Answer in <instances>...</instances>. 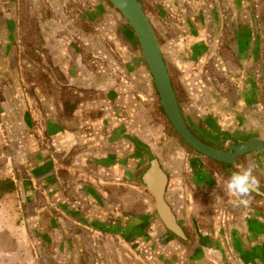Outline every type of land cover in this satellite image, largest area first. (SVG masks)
<instances>
[{
    "label": "crops",
    "instance_id": "obj_1",
    "mask_svg": "<svg viewBox=\"0 0 264 264\" xmlns=\"http://www.w3.org/2000/svg\"><path fill=\"white\" fill-rule=\"evenodd\" d=\"M20 1L15 22L8 0L0 2L14 49L0 75V264H246L264 239V154L237 160L238 171L254 165L263 184L260 197L238 206L226 170L172 131L139 50L106 3ZM169 1L185 18L164 51L188 123L220 145L264 141L261 6L251 15L249 0L222 2L223 13L244 17L226 47L219 21L202 32L194 19L203 3ZM218 48L211 72L205 57ZM154 158L170 175L167 200L186 243L156 218L142 183Z\"/></svg>",
    "mask_w": 264,
    "mask_h": 264
},
{
    "label": "water",
    "instance_id": "obj_2",
    "mask_svg": "<svg viewBox=\"0 0 264 264\" xmlns=\"http://www.w3.org/2000/svg\"><path fill=\"white\" fill-rule=\"evenodd\" d=\"M108 1L119 11L131 27L138 41L144 62L152 76L159 97V105L177 135L188 146L200 155L227 165L236 164L237 158L242 155L260 151L264 154V141L259 139H250L223 149L209 145L195 136L182 115L161 47L141 3L138 0ZM169 178L170 175L162 169L159 160L155 158L149 161L147 169L142 175V183L153 196L156 213L164 227L175 236L185 240L186 237L165 200ZM254 193H259V191Z\"/></svg>",
    "mask_w": 264,
    "mask_h": 264
},
{
    "label": "flooded vegetation",
    "instance_id": "obj_3",
    "mask_svg": "<svg viewBox=\"0 0 264 264\" xmlns=\"http://www.w3.org/2000/svg\"><path fill=\"white\" fill-rule=\"evenodd\" d=\"M102 1L104 3H106V5L108 6L109 11L112 13L113 19L118 25V31L121 34L122 38L124 40H126V41L133 42V44L136 45L137 49L139 50V52H140V54L142 56L138 41H137L136 37L134 36V33H133L131 27L123 19V17L119 13V11L117 9H115V7L108 0H102ZM138 1L141 3L142 9H143L145 15L148 17L150 25H151L154 33H155V36H156V38L158 40L159 45L161 47L163 58H164L166 66H167V69H168V72H169V75H170V79H171V82H172V85H173V88H174V91H175V94H176V97H177V100H178V103H179V106H180V109H181V112H182V115H183L184 119L186 120V123H187L188 127L190 128V130L192 131V133L195 136H197L200 140H202L203 142H205V143H207L209 145H212V146H214L216 148L225 149V148L229 147L230 145L245 142V141H243V142H232L231 141L229 144H227L229 141H227V139H225V140H223V142L226 143L225 144L226 146L223 145V143H222V145H220L219 143H215L212 140H210L209 138H206L205 136L200 135V132L197 129H194L190 125V123H188L187 119L184 116L183 108L181 107V97L179 96V94L177 92V89L174 86L173 79H172L171 74H170V68H169V65H168L169 64V62H168V56L169 55L167 56V53L164 51V48L167 46V44L171 40L178 41L180 39L179 38L180 35H178V33L180 32V27L184 26L185 18L184 17H179L175 12L172 11V9L169 8V5H168L170 3L169 0H167V1L166 0L165 1L164 0H138ZM0 2H2V0ZM199 2L203 3L202 6L199 4L200 8H201V11H199V17H196L194 19H198L199 28L201 29V31L204 30V32H205V30H207L211 25L213 27L214 26L217 27L218 26V21H219L220 22L219 23L220 29L226 30L228 32V33L225 32L223 34V35H225V39L223 38V40H226L230 45H232L234 42H237L236 40H237V38H240L241 31H242L241 29L243 28L242 26H243L244 17L242 16V14L238 15L237 13L230 12L229 10H225L224 13H223L222 8H224V7L222 6V2L226 4L225 0H222V1H220V0H199ZM146 3L149 4V6L151 7V11L152 12H148V7H147ZM1 5H2V3H1ZM1 5H0V75L4 72V70L8 69L9 61L11 60L10 57H11V51H12V48L9 47L10 46L9 42L5 41V37L8 36V35L3 32V28H4V26L7 25V23L9 22V19H7L5 17ZM258 5L261 6L260 7V8H262L261 12H263L264 11V0H249L247 2V8L250 9L251 15H253V12H252L253 9L255 10L256 7H258ZM8 9L10 10V13L12 12V14L14 15V19L13 20L15 22L16 13H17L15 0H8ZM232 9H233V7H232ZM219 13H220V15H219ZM263 16H264V12H263ZM10 19H12V17H10ZM252 25L256 26V21H255V24H254V21H253ZM8 40H9V38H8ZM13 51H14V49H13ZM13 51H12V54H13ZM208 54H209V52L206 53V55H208ZM213 54H214V52L210 53L211 56ZM210 55L205 57V59L207 61L211 57ZM142 59H143V56H142ZM145 66H146V63H145ZM146 68H147V66H146ZM147 70H148V68H147ZM148 72H149V70H148ZM260 72L261 71H260L259 67H255L253 73L255 74L256 79L259 76ZM149 74H150V72H149ZM150 76H151V74H150ZM239 87H240L239 83L234 85V88H237L238 90L241 89ZM255 95H257V94H255ZM235 96H236V98H234V102H236L237 105H239V106H243L242 104H240V99H241L240 95L238 94V95H235ZM158 101H159V97H158ZM230 102L233 103V100H230ZM221 103H222V101H221ZM226 104L230 105L228 100H227ZM160 111L166 117V115H165L163 109L161 108V106H160ZM166 119H167V117H166ZM167 121H168L169 125L171 126V124H170L168 119H167ZM171 129L177 135V133L175 132V130L173 129L172 126H171ZM178 138H179L180 142L184 146H186L187 150L191 151L192 153H194L196 155L202 156V157H204V158H206L208 160L216 162V161H214L212 159H209V158H207V157H205L203 155H200L199 153L194 151L190 146H188L179 136H178ZM253 139H256V138H253ZM242 156H244V155H242ZM242 156H240V157H242ZM240 157H238L237 160ZM216 163L220 164L221 166L223 165L222 163H219V162H216ZM235 165H237V163L234 164V165H229V167H231L229 169L228 168H224L223 166H222V168L224 170H226V172H229V174L231 176L232 172H239L235 168ZM146 169H147V167H146ZM146 169H145V171H146ZM168 186H169V182H168ZM167 193H168V188H167V191L165 193V200L169 204L172 212L174 213V215L176 217V221H177L178 225L180 226V222L178 220V214H177L176 210L172 207V205L167 200ZM257 194H259V196H260L261 192L257 193ZM153 210L155 212L154 214H155L156 218H158V220L160 221V219H159V217H158V215L156 213V209H155V200H154V203H153ZM180 228L182 229L181 226H180ZM182 231H183V233H184V235L186 237V234H185L183 229H182ZM168 232H170V231L168 230ZM262 232L264 233V231H262ZM170 233L179 242H181V243H186L187 242L186 239L183 240V239L175 236L172 232H170ZM256 242H257L256 244L260 245L259 246L260 249L248 253L249 255L247 256L246 264H256L257 260L260 261V264H264V239L263 240L257 239Z\"/></svg>",
    "mask_w": 264,
    "mask_h": 264
},
{
    "label": "clouds",
    "instance_id": "obj_4",
    "mask_svg": "<svg viewBox=\"0 0 264 264\" xmlns=\"http://www.w3.org/2000/svg\"><path fill=\"white\" fill-rule=\"evenodd\" d=\"M253 169L254 165L250 164L242 171L232 173L226 182L227 191L236 198L238 206H247L250 201L246 198L259 190V181L253 175ZM256 264H260V261L257 260Z\"/></svg>",
    "mask_w": 264,
    "mask_h": 264
},
{
    "label": "rangeland",
    "instance_id": "obj_5",
    "mask_svg": "<svg viewBox=\"0 0 264 264\" xmlns=\"http://www.w3.org/2000/svg\"><path fill=\"white\" fill-rule=\"evenodd\" d=\"M15 2H16V8L18 9V7L19 6H21V1L19 2V0H15ZM146 5H147V7H148V12H152L151 11V7L149 6V4H147L146 3ZM20 9H18L17 11H19ZM226 33H228L226 30H224ZM224 32V33H225ZM221 36H223V38L225 39V35H221ZM222 42V46H226L227 47V45H226V43H227V41L226 40H224V41H221ZM220 54H221V49L220 48H218L217 49V53H214L210 58H209V60L207 61V64L205 65L206 67H207V70H209V71H211L212 72V64L210 63V62H212V60L214 59L215 60V58H216V56H220ZM216 65V64H215ZM214 67H216V66H214ZM216 70V69H215ZM207 73V74H209V75H212V77H213V73ZM170 74H171V77H172V79H173V83H174V86H178V82H177V76H178V73H177V71H175V70H173V67L172 66H170ZM208 75V76H209ZM211 77V78H212ZM217 81L214 79V83H213V85L214 86H216L217 85V83H216ZM256 82V81H255ZM227 86V85H226ZM217 87H221V86H217ZM222 89V92H224V93H228V91L230 92V90H228L227 88H221ZM188 100V99H187ZM190 102H189V100H188V104H189ZM199 132H201L200 131V129H197ZM231 141H229L227 144H229ZM182 144V143H181ZM226 143H224L223 142V145H225ZM183 145V144H182ZM226 146V145H225ZM263 187V184H261V183H259V187ZM262 190V192H264V188H262L261 189ZM260 191V190H259ZM261 192V191H260ZM251 197H253L252 196V194L248 197V199H251ZM261 200V199H260Z\"/></svg>",
    "mask_w": 264,
    "mask_h": 264
},
{
    "label": "trees",
    "instance_id": "obj_6",
    "mask_svg": "<svg viewBox=\"0 0 264 264\" xmlns=\"http://www.w3.org/2000/svg\"><path fill=\"white\" fill-rule=\"evenodd\" d=\"M224 168H231V167H229V165H226V164H223L222 165ZM226 174H227V177L229 178L230 177V174H229V172H226ZM4 183H8V182H4ZM6 186V190H9V189H11V187H10V185L8 184H6L5 185ZM252 195H254V198H258V197H260L259 195H256V194H254V193H251Z\"/></svg>",
    "mask_w": 264,
    "mask_h": 264
}]
</instances>
